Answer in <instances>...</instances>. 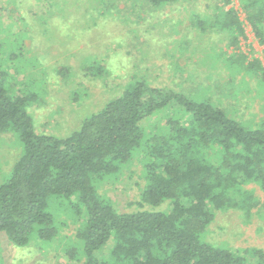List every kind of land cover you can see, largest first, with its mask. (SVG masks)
I'll return each mask as SVG.
<instances>
[{
  "label": "trees",
  "instance_id": "trees-1",
  "mask_svg": "<svg viewBox=\"0 0 264 264\" xmlns=\"http://www.w3.org/2000/svg\"><path fill=\"white\" fill-rule=\"evenodd\" d=\"M179 1L147 0L152 7ZM240 7L264 56V0H241ZM4 17L0 6V133L14 134L21 154L0 184V233L13 247L52 242L59 226L50 206L63 199L81 219L76 237L83 264H248L247 255L264 264L262 250L239 251L205 238L215 212H250L255 203L242 189L245 183H255L264 193V120L246 128L209 100L135 82L68 136L39 134L29 113L38 98L25 92L21 77L14 81L34 60L29 47L23 56L25 40L4 56L12 47L7 28L13 27ZM224 20L225 28L243 35L232 8ZM18 21L13 34L22 38L26 23ZM253 62L263 70L258 60ZM169 108L175 113L162 132L145 135L143 122ZM140 154V204L168 203L167 211L120 213L98 193L99 181L117 176ZM67 256L72 260L75 251Z\"/></svg>",
  "mask_w": 264,
  "mask_h": 264
},
{
  "label": "rangeland",
  "instance_id": "rangeland-1",
  "mask_svg": "<svg viewBox=\"0 0 264 264\" xmlns=\"http://www.w3.org/2000/svg\"><path fill=\"white\" fill-rule=\"evenodd\" d=\"M228 1L180 0L152 7L147 0H0L3 21L13 22L6 33L12 47L4 56L25 40L23 56L29 47L28 56L34 60L28 71L18 67L21 76L14 80L19 82L21 77L25 92L38 98L29 110L34 130L66 137L135 82L209 100L246 128L259 127L264 120L263 47L246 21L241 0ZM230 8L243 35L224 26ZM20 17L26 23L22 38L13 34L19 30ZM174 113L169 108L148 117L142 124L144 134L161 133ZM20 154L17 137L0 133V184ZM97 187L120 213L169 208L168 203L158 208L140 204L141 154ZM242 189L253 195L255 205L250 212H215L205 238L216 246L264 251V193L251 181ZM50 207L59 226L57 237L41 247L33 244L24 249L13 247L0 233V264H83L76 237L80 217L63 199L53 200ZM71 249L75 257L69 260ZM246 257L248 264H257Z\"/></svg>",
  "mask_w": 264,
  "mask_h": 264
}]
</instances>
